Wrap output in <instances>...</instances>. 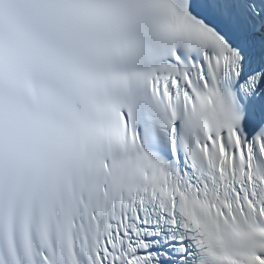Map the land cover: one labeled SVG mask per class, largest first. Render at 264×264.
Returning <instances> with one entry per match:
<instances>
[{
    "label": "snow or ice",
    "instance_id": "obj_1",
    "mask_svg": "<svg viewBox=\"0 0 264 264\" xmlns=\"http://www.w3.org/2000/svg\"><path fill=\"white\" fill-rule=\"evenodd\" d=\"M0 264H264V0H0Z\"/></svg>",
    "mask_w": 264,
    "mask_h": 264
}]
</instances>
